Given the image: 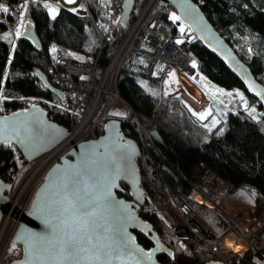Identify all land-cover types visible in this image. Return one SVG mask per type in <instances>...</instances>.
<instances>
[{
	"label": "trees",
	"instance_id": "trees-1",
	"mask_svg": "<svg viewBox=\"0 0 264 264\" xmlns=\"http://www.w3.org/2000/svg\"><path fill=\"white\" fill-rule=\"evenodd\" d=\"M86 2L104 34L120 40L129 23L125 26L118 20L112 21L110 10L114 4H122V1L113 0L108 6L98 0ZM140 2L135 0L130 20L135 16ZM0 3L10 9L9 13L0 12V96L6 97L0 100V114L21 110L23 102L35 100L50 120L69 128L72 122L79 121V116L71 114L61 105L60 99L42 87L34 76V70L45 73L50 64L47 50L51 44H61L72 52L97 58V63L105 66L108 62L107 44L99 43L98 34L89 20L69 10L62 9L56 18L51 19L44 6L32 0H29L26 10L20 7L24 0H0ZM197 4L254 78L264 84V0H201ZM20 11H25V24L33 25L41 50L33 49L27 41L15 35ZM157 13L169 30L171 39L182 41L178 45L186 52L187 59L198 62V79L206 86H219L233 93V96L226 99L224 122L208 134L194 120L179 97L172 96L169 100L163 97L162 76L148 77L126 70L119 72L116 86L120 97L130 109L145 117L141 119L142 129L148 134L156 130L161 138L160 143L151 138L150 142H145L141 129L132 117L121 120L124 135L139 146L142 155L138 168L144 204L136 209V215L151 225L159 240L172 250L174 259L181 258L195 264L210 260L225 264H251L253 257L258 255L251 251L227 260L220 254L197 251L193 255L187 248H181L177 233L169 227L171 213L165 196L178 195L209 225L214 234L222 233L224 222L193 199L189 185L193 179V164L196 161L206 164L228 183V193L239 189L253 201L254 190L264 197V112L248 96L235 76L209 54L199 40L192 36L187 46L182 36L188 30L185 28V32L181 33L182 24L170 19L173 10L158 7ZM13 41L15 47L12 51ZM236 92L243 94V101L235 95ZM253 116L257 119H253ZM221 128L224 131L217 135ZM102 134L103 128H100L89 141L98 140ZM17 163L15 149L0 146V178L4 182L12 183V173ZM118 196L126 202L132 201L130 190L124 184L120 185ZM235 212L249 213L250 206L238 208ZM136 238L144 248L153 247L146 236L136 233ZM20 255L19 251L15 256H7L3 264H8ZM157 259L161 263H174L165 254H160Z\"/></svg>",
	"mask_w": 264,
	"mask_h": 264
},
{
	"label": "built area",
	"instance_id": "built-area-1",
	"mask_svg": "<svg viewBox=\"0 0 264 264\" xmlns=\"http://www.w3.org/2000/svg\"><path fill=\"white\" fill-rule=\"evenodd\" d=\"M32 1L43 5L51 19L54 18L49 14L46 5L58 9L56 16L62 9L70 11L76 8L77 11L73 13L89 20L98 34L99 43L107 44L108 62L105 66H101L97 63V58L81 61L61 44H51L48 47L50 64L44 74L53 86L62 91L61 105L71 114L78 115L79 121L72 122L68 137L34 160L39 163L37 162L38 164L31 168L30 163L25 162L15 149L18 163L12 173L11 184L12 189L19 186L21 191L15 194L14 198L10 197L11 192L9 193V201L15 198L20 199V202L18 201L20 206L13 208L11 205L12 209L22 211L29 209L35 192L44 181L49 169L59 162L73 145L88 141L98 129L103 128L102 126L109 119L122 120L132 117L141 129L144 141H151L149 134L142 129L141 119L144 116L130 109L118 93L116 83L121 70L148 77L162 76V90L167 92V98L178 96L192 115L194 112L209 111V115L204 120L193 115L205 131L210 132L204 124L211 126L213 116L220 121L216 126L224 122L227 110L226 99L230 97L216 92V89H222L221 87L206 86L198 79V62L187 59L186 52L171 39L169 30L157 13L160 0H141L135 16L129 21V26L120 40L104 34L100 24L89 12L86 0H77L74 5H67L64 0ZM192 1L196 4L201 2V0ZM81 5L83 7H80ZM121 12L122 4H114L110 10L111 20L119 21ZM192 36L189 31L183 34L182 40L187 42V46ZM53 48L56 49L55 52L52 51ZM193 61L196 67L192 66ZM153 73L156 74L153 75ZM169 73H174V77L170 78ZM81 76L87 79L81 80ZM165 81L168 83L166 84ZM224 93L229 91L224 90ZM116 102L129 109L128 116L110 115L111 107ZM33 104L38 105L35 100L25 101L21 109H29ZM192 171L193 179L189 185L193 192V199L199 205L214 212L224 222L225 227L222 233L214 234L209 225L197 216L178 195L165 196L171 213L169 227L177 233L185 248L193 255L197 251H203L220 254L227 260L241 257L247 251L262 254L264 252V197L260 194L253 197V205L249 213H224L218 206L229 191L228 183L201 161L194 164ZM22 193L24 196L20 198ZM10 215L11 213L5 215L1 220L2 223L0 222L3 242H5V234L9 241H13L19 226V222L16 223V221L7 226ZM227 242H231L233 246L239 245V251L230 248ZM8 243V241L5 242L2 255L7 251L5 249Z\"/></svg>",
	"mask_w": 264,
	"mask_h": 264
},
{
	"label": "water",
	"instance_id": "water-1",
	"mask_svg": "<svg viewBox=\"0 0 264 264\" xmlns=\"http://www.w3.org/2000/svg\"><path fill=\"white\" fill-rule=\"evenodd\" d=\"M98 1L106 5H110L113 0ZM121 1L122 12L119 22L127 26L130 20V15L134 11L135 0ZM159 6L170 8L177 16L181 17V20H178V22H180L187 30L189 28L191 29L188 31L201 42L202 46L207 52H209V54L216 57L224 65V67L235 76L248 96L254 99L264 112V85L254 78L248 67L239 59L225 40L217 33L200 7L192 0H160ZM22 33L23 35L19 36L20 38L27 41L33 49L38 51L41 50V44L31 23H26L24 25ZM34 76L41 83L44 89L48 90L58 99H62V91L49 82L44 72L39 69H35ZM257 93H260V95H257ZM24 110L25 109H21L8 114H0V128L5 127L6 125L11 128L19 120L24 119L43 121V124L37 123L35 125L43 130L44 134L36 137L33 148H27L15 141L12 142L11 147L20 153L25 162L31 163L68 137L70 130L69 128L61 126L50 120L46 111L37 105L35 108L30 107L27 109V113H24ZM13 114L17 115L14 117ZM5 117L8 119L5 120ZM48 125H55V129L48 128ZM56 129H59L60 131L56 132ZM149 136L154 142H161L160 135L156 130L150 131ZM116 142L120 144H125L127 142L131 145L133 155L130 160L125 161L118 158V152L122 150H112L113 145ZM0 146L5 145L0 144ZM89 153L96 155L106 154L104 155V159L117 160L122 169L126 168V170L121 171L119 178L115 182V186L112 188V196L114 200L120 202L117 216L113 218V222H119L120 218L123 217L122 222L126 227L125 236L131 242L132 247H139L144 253L151 252V257L148 258L145 256L140 261V264H195L192 261L181 258L174 259L172 250L168 249L159 240L151 225L136 215V209L144 204V192L141 188V174L138 168V162L142 155L139 146L124 135L121 128V120L118 119L107 120L103 125V134L98 140H88L73 145V147L60 159V161L55 163L49 169L44 181L35 192L29 209L22 211L11 208L9 193L12 190V184L4 182L0 178V222L3 216L8 213L15 216L19 222L18 229L12 242H15L20 248L21 255L20 257L10 261L8 264H15L17 261L25 260V243L22 239H18V236L27 232L40 234L46 232L45 217L42 210L48 199L50 191L58 183L65 170H68L71 166H79L84 156ZM121 184H124L129 188L130 195L132 197L131 202H126L118 196ZM136 233L146 236L152 242L153 247L151 249H146L139 244L136 238ZM169 253L172 255H169ZM160 254L167 255L171 260H174V263L159 262L157 257ZM129 264H134V262H129ZM202 264L225 263L217 260H210ZM251 264H264V252L259 256H254L251 260Z\"/></svg>",
	"mask_w": 264,
	"mask_h": 264
},
{
	"label": "snow or ice",
	"instance_id": "snow-or-ice-1",
	"mask_svg": "<svg viewBox=\"0 0 264 264\" xmlns=\"http://www.w3.org/2000/svg\"><path fill=\"white\" fill-rule=\"evenodd\" d=\"M28 3L29 0H24L20 7L26 10ZM65 3L75 4L76 0H65ZM46 7L49 14L55 18L58 9L51 5H46ZM9 11V7L0 3V12L9 13ZM70 11L76 12L77 9L72 8ZM24 15L25 11L19 12L20 22L15 31L16 36L23 35L21 28L25 24ZM170 19L178 21L181 17L173 13ZM180 32H185L183 25L180 27ZM175 42L176 44L182 43L180 39ZM14 47L15 44H13ZM52 51L55 52L56 49L53 48ZM76 58L83 59V57ZM192 66L196 67L195 61L192 62ZM169 77L173 78L174 73H169ZM80 79L85 80L87 77L81 76ZM165 83L167 84L168 81ZM216 92L229 97L233 96L231 92L224 93L223 89H216ZM235 95L239 96L241 101L244 100L242 93L236 92ZM2 99L6 97L0 96V100ZM32 107L35 108L36 105L33 104ZM27 112L28 110L25 109L24 113ZM16 115L13 114L14 117ZM110 115L119 116L125 113L115 112ZM193 115L204 120L209 115V111L194 112ZM252 118L257 119L256 116ZM37 123L43 124V121L24 119L19 120L11 128L7 125L0 128V144L11 147L12 142L15 141L27 148H33L36 137L44 134L43 130L35 126ZM219 123L220 121L213 116L211 126L204 124V127L211 132L212 128ZM47 127L55 129V125ZM59 131L56 129V132ZM223 131V128L219 129L217 135ZM112 150H122L118 152V158L125 161L130 160L133 155L131 145L127 142L125 144L114 143ZM104 155L86 154L79 166H71L65 170L58 183L50 191L42 210L46 232L43 234L27 232L18 236V239H22L25 243L26 253L25 260L17 261L15 264H129V262L140 264L145 256L151 257V252L144 253L139 247H132L131 242L125 236L126 227L122 222L123 217L119 222H113L120 202L114 200L112 188L121 171L126 168L122 169L117 160L104 159ZM255 195L253 190L252 197ZM228 246L233 247L231 242ZM16 247V243L13 242L8 251L11 253L16 250ZM180 247L185 246L181 243ZM236 251H239V246L236 247ZM169 255L172 254L169 253Z\"/></svg>",
	"mask_w": 264,
	"mask_h": 264
},
{
	"label": "rangeland",
	"instance_id": "rangeland-1",
	"mask_svg": "<svg viewBox=\"0 0 264 264\" xmlns=\"http://www.w3.org/2000/svg\"><path fill=\"white\" fill-rule=\"evenodd\" d=\"M64 2H65V0H64ZM76 2H77V0H76ZM67 4V3H66ZM76 4V3H75ZM67 5H74V4H67ZM14 38V37H13ZM15 39V38H14ZM13 44H15V42L13 41ZM13 44H12V51H13ZM73 55H74V57L76 58V57H83V59L81 60V59H79V60H81V61H89V57H87V56H85V55H83V54H81V53H75V52H73ZM165 93L166 92H164L163 90H162V95H163V97L164 98H166L167 100H169L170 98H167V95H165ZM174 96H176V95H174ZM178 97V96H177ZM183 103V102H182ZM185 106V105H184ZM186 107V106H185ZM187 108V107H186ZM188 109V108H187ZM189 110V109H188ZM115 112H122V113H125V115H119L120 117H126V116H128L129 115V109L127 108V107H125V106H122L119 102H116V103H114L113 105H112V107H111V110H110V113H115ZM189 112H190V110H189ZM190 114H191V112H190ZM192 115V114H191ZM118 116V115H117ZM192 117H193V115H192ZM194 118V117H193ZM194 120L199 124V122L194 118ZM200 125V124H199ZM201 128L203 129V127L201 126ZM214 129V128H213ZM212 129V130H213ZM204 131H205V129H203ZM206 133H208L209 134V132H207V131H205ZM145 142H148L147 140L145 141ZM39 163V161H34V162H32V163H30V165H29V167L31 168V167H33V166H35V165H37L38 163ZM197 162V161H196ZM193 166H194V164H193ZM18 190V191H17ZM239 189H237V190H235L234 192H230V193H228L224 198H223V200L220 202V204H219V209L221 210V211H223L224 213H228V214H234V213H236L235 212V210L236 209H238V208H244V207H248V206H250V209H251V207H252V205H253V202H252V198H248V197H246V196H244L240 191H238ZM20 188H19V186L17 187V186H15V187H13V189H12V191H11V193H10V196H12V198H14L17 194H19L20 193ZM19 192V193H18ZM16 194V195H15ZM26 195H27V193H26ZM23 196H24V193H22L21 194V196H20V198H23ZM15 200H16V198H15ZM15 200H12V202L13 201H15ZM19 202H20V199L18 200ZM17 202V201H16ZM18 203V202H17ZM19 204V203H18ZM20 205V204H19ZM237 214V213H236ZM4 217V216H3ZM9 218V217H8ZM15 218L13 217H10L9 218V221H8V224L9 225H11L13 222H15ZM2 223V222H1ZM17 223V222H16ZM9 225H7V226H9ZM4 239V238H3ZM9 242L8 243V247H6V249H5V254L4 255H2V252H3V250H4V248L3 247H5L4 246V244H5V242ZM5 242H3V241H0V264H3V261H4V259L7 257V256H15V255H17L18 253H19V251H20V248L17 246L16 247V250H14L13 252H9L8 250H9V248H10V246H11V244H12V241H9V239H8V237L6 236V234H5ZM8 248V249H7ZM21 252V251H20ZM224 257V256H223Z\"/></svg>",
	"mask_w": 264,
	"mask_h": 264
},
{
	"label": "bare ground",
	"instance_id": "bare-ground-1",
	"mask_svg": "<svg viewBox=\"0 0 264 264\" xmlns=\"http://www.w3.org/2000/svg\"><path fill=\"white\" fill-rule=\"evenodd\" d=\"M10 197H11V196H10ZM12 200H15V199H11V200H10L11 205H12L13 208H16V207H19V206H20V205L17 203V202H18L17 199H16L15 201H13V202H12ZM16 201H17V202H16ZM8 217H9V218H10V217H12V218L14 217V218L16 219L15 221L18 223V219H17L15 216H13L12 214H11L10 216H8ZM7 221H9V219H8ZM9 226H10V225H9ZM1 234H2V229H1V232H0V241H3V236H2ZM227 244H229V242H227ZM237 246H239V245H235V246H233V247H232L233 250H236V247H237ZM0 252H1V251H0Z\"/></svg>",
	"mask_w": 264,
	"mask_h": 264
},
{
	"label": "crops",
	"instance_id": "crops-1",
	"mask_svg": "<svg viewBox=\"0 0 264 264\" xmlns=\"http://www.w3.org/2000/svg\"><path fill=\"white\" fill-rule=\"evenodd\" d=\"M163 89V88H162Z\"/></svg>",
	"mask_w": 264,
	"mask_h": 264
}]
</instances>
